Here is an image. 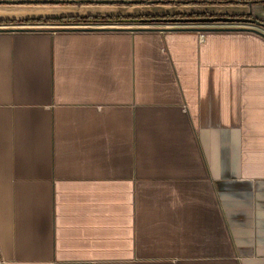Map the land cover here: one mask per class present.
I'll return each mask as SVG.
<instances>
[{"label": "crops", "instance_id": "crops-1", "mask_svg": "<svg viewBox=\"0 0 264 264\" xmlns=\"http://www.w3.org/2000/svg\"><path fill=\"white\" fill-rule=\"evenodd\" d=\"M83 24L0 31V264H264V29Z\"/></svg>", "mask_w": 264, "mask_h": 264}, {"label": "rangeland", "instance_id": "rangeland-1", "mask_svg": "<svg viewBox=\"0 0 264 264\" xmlns=\"http://www.w3.org/2000/svg\"><path fill=\"white\" fill-rule=\"evenodd\" d=\"M151 1L148 4H126V5H105L109 8H113L114 13H107L110 16L115 15L117 17H108L112 19H125L131 20L123 23H112V25L117 26H127L131 28H141L148 26H157L163 27L167 30H184V29H210L211 26H223L221 25H198V24H175L167 22L171 19H189L185 18L192 15H206L212 16L214 18H234L228 17L225 14L217 13V9L212 7L216 6H228L229 4H201V5H163L162 3H157L158 0H144ZM216 2L222 0H213ZM162 2V1H159ZM163 5V6H160ZM237 6V4H230V6ZM89 6H98L91 4H73V5H2L0 10H26L31 12L34 16L29 20L22 19L21 17L16 16H0V31H14V30H23V31H32V32H57L62 30H75V27H85L84 24L79 23H60L61 20L69 18H78L72 17L76 16L77 12H81L78 9L89 7ZM159 9H151V8ZM162 7V8H161ZM36 12H41L44 16H36ZM81 14V13H80ZM83 15V14H82ZM81 15V16H82ZM85 15V14H84ZM119 16V17H118ZM121 16V17H120ZM147 23H142L141 19H144ZM147 18V19H146ZM40 21L41 23H35ZM23 22H29L24 24ZM241 27H248V25H237Z\"/></svg>", "mask_w": 264, "mask_h": 264}, {"label": "water", "instance_id": "water-1", "mask_svg": "<svg viewBox=\"0 0 264 264\" xmlns=\"http://www.w3.org/2000/svg\"><path fill=\"white\" fill-rule=\"evenodd\" d=\"M73 5V4H91V5H126V4H144L142 0L130 1V0H83V1H76V0H0V6L2 5ZM251 6V5H250ZM167 22L175 23V24H190V25H248V26H255L258 28L264 29V24L259 22L254 18H214V17H205V18H189V19H171L167 20ZM142 23H147V21H142ZM188 31H195V32H209V31H218L214 29H186ZM67 31V30H62ZM233 31H248L255 33L257 35L263 36L264 34L259 30L252 29V28H242ZM10 32H24L23 30H14Z\"/></svg>", "mask_w": 264, "mask_h": 264}, {"label": "trees", "instance_id": "trees-1", "mask_svg": "<svg viewBox=\"0 0 264 264\" xmlns=\"http://www.w3.org/2000/svg\"><path fill=\"white\" fill-rule=\"evenodd\" d=\"M77 1H82V0H77ZM136 1V0H134ZM144 1V0H142ZM162 1V2H159ZM151 1H144L145 4H148ZM153 3V2H151ZM157 3L159 4H163V5H174V4H180V5H201V4H237V5H264V0H222L219 2L213 1V0H158ZM205 17H212V16H202V15H192V16H188L185 18H205ZM147 19V18H146ZM142 21L145 20L141 19ZM131 20H125V19H112V18H104V19H86V18H69V19H64L61 20L60 23H79V24H83V23H88V22H94V23H123V22H128ZM35 23H41L40 21L35 22Z\"/></svg>", "mask_w": 264, "mask_h": 264}, {"label": "built area", "instance_id": "built-area-1", "mask_svg": "<svg viewBox=\"0 0 264 264\" xmlns=\"http://www.w3.org/2000/svg\"><path fill=\"white\" fill-rule=\"evenodd\" d=\"M77 1V0H76ZM83 1V0H82ZM130 1H134V0H130ZM83 28H87V27H75V29H83Z\"/></svg>", "mask_w": 264, "mask_h": 264}]
</instances>
